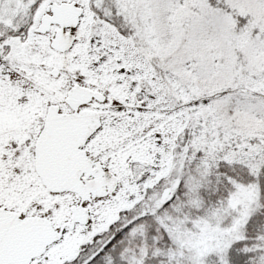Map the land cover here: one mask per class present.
Here are the masks:
<instances>
[{
    "label": "snow or ice",
    "instance_id": "6c2138e0",
    "mask_svg": "<svg viewBox=\"0 0 264 264\" xmlns=\"http://www.w3.org/2000/svg\"><path fill=\"white\" fill-rule=\"evenodd\" d=\"M0 264H264V0H0Z\"/></svg>",
    "mask_w": 264,
    "mask_h": 264
}]
</instances>
